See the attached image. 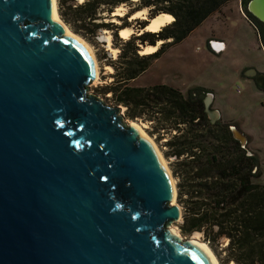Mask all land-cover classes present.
Returning <instances> with one entry per match:
<instances>
[{
  "label": "water",
  "instance_id": "water-1",
  "mask_svg": "<svg viewBox=\"0 0 264 264\" xmlns=\"http://www.w3.org/2000/svg\"><path fill=\"white\" fill-rule=\"evenodd\" d=\"M247 10L264 23V0ZM66 27L52 0H0V264H214L173 231L183 212L157 150L91 93L93 59ZM244 75L264 91V73Z\"/></svg>",
  "mask_w": 264,
  "mask_h": 264
},
{
  "label": "trees",
  "instance_id": "trees-1",
  "mask_svg": "<svg viewBox=\"0 0 264 264\" xmlns=\"http://www.w3.org/2000/svg\"><path fill=\"white\" fill-rule=\"evenodd\" d=\"M234 1L238 0H139L133 7L130 0H88L80 5L58 0V12L75 33L85 30L84 36L94 35L100 28L115 30V46L121 51L117 63L108 62L115 70L114 81L98 90L104 95L111 93L115 103L126 108L127 119L146 116L156 123V129L176 132L167 142V155L178 160L175 176L183 207L178 223L181 234H201L220 264H264V185L256 182L261 177L260 161L234 139L229 124H211L204 105L209 90L196 87L184 94L166 84L143 88L131 85L168 49L182 43L204 21ZM250 1L240 0V4L264 49V23L248 13ZM122 4L131 7L126 19L148 9L149 19L169 14L174 21L158 32L133 34L122 42L114 23L95 22L100 12L111 13ZM135 22L138 32L148 24L140 19ZM89 26L93 29L88 30ZM123 27L130 25L124 23L119 28ZM158 42L162 44L156 52L139 55L138 45L156 46Z\"/></svg>",
  "mask_w": 264,
  "mask_h": 264
},
{
  "label": "rangeland",
  "instance_id": "rangeland-1",
  "mask_svg": "<svg viewBox=\"0 0 264 264\" xmlns=\"http://www.w3.org/2000/svg\"><path fill=\"white\" fill-rule=\"evenodd\" d=\"M55 1L58 10V0ZM130 1L133 7H135L137 2ZM83 3L79 0H68L67 5H80ZM122 5L127 7L125 14L127 15L131 7L128 4ZM224 8L223 14L213 15L215 17L211 16L182 43L168 49V53L163 57L161 63L157 65L160 70H157L155 66L148 73L140 76V79L134 84L149 85L154 83L157 78H160L166 81L168 85L181 89L184 94L189 89L196 87L207 89L213 93L214 101L212 107L223 111V118L233 119L236 127L248 137L247 147L250 152L258 156L260 161L261 177L256 182L264 185V91L256 86L253 79L244 75V72L250 68L256 69L259 73H264V49L260 44L255 27L243 15V13L245 15L246 13L241 7L240 0L229 3ZM146 10L145 20L149 19L150 14L149 10ZM125 15H110L109 12H100V19L95 22L98 24L108 23L116 19H111V16L121 17L120 19H116L119 23L114 21V25L119 28L124 23H128L137 35L141 34L142 30L139 32L136 30L137 23L135 22L140 18L132 20L130 16L126 19ZM59 18L64 22L60 15ZM140 20L143 21L144 19ZM66 25L68 26V24ZM84 28L87 29V27ZM92 29V26L88 27V30ZM114 31L108 28H100L96 30L94 35L88 34V36L86 35L87 37L83 35L86 32L85 30L82 31L83 33L76 34L92 46L99 63V80L97 82L94 81L90 85L91 93L103 100L108 106L119 107L120 105L115 103L111 93L104 95L98 90L100 87L111 84L114 81L112 77V74L115 72L114 68H112L111 72L106 68L109 66V60L117 61L121 51L120 48L115 46L116 38H114ZM109 35L111 36L112 47L119 50L116 56L108 48L107 37ZM213 36L223 40L222 42L226 44L224 50L219 54L212 52L209 48L208 39ZM118 39L122 40V42L127 41L119 36V32ZM117 43L119 44V41ZM177 75L179 78H177ZM238 89H240V92H238ZM120 107L123 109L125 120L144 127L146 133L154 140L162 152L168 163L171 175L175 180V203L182 208L183 212V207L178 200V178L175 176V165L178 160L175 157L167 155L169 151L167 142L176 133L174 131L165 132L164 130L156 129V123L147 120L146 116L135 120L127 119L126 108L124 106ZM223 118H220L221 121H224ZM178 223H175L174 227L181 234ZM193 236L202 240V235L198 233L183 237L184 239H189ZM207 246L210 247L209 244Z\"/></svg>",
  "mask_w": 264,
  "mask_h": 264
},
{
  "label": "bare ground",
  "instance_id": "bare-ground-1",
  "mask_svg": "<svg viewBox=\"0 0 264 264\" xmlns=\"http://www.w3.org/2000/svg\"><path fill=\"white\" fill-rule=\"evenodd\" d=\"M81 3H83L84 1L86 0H79ZM134 2H138L139 0H133ZM52 3H53V13L55 14V16L57 17V19L59 21H61V19L59 18V14H58V10H57V6H56V1L55 0H52ZM126 11H127V7H125L124 5H120L118 6L114 12L112 13L113 15H119V16H124L126 14ZM146 14H147V10L146 9H143L141 11H137L136 13H134L130 19H133V18H140V19H144L146 18ZM173 17L169 14H160L158 15L157 17L153 18L150 20V23L149 25L145 28V31H151V32H158L161 30V28L169 23H171L173 21ZM113 21L119 23L118 20L116 19H113ZM63 22V21H62ZM67 29V33L74 36L75 38H77L83 45L84 47L87 49V51L89 52V54L91 55L92 59H93V62H94V68H95V82H97L99 80V74H100V69H99V63H98V60L96 58V54L94 52V49L92 48V46L87 42L85 41L83 38H81L79 35L75 34L68 26L66 27ZM110 33V32H108ZM133 34H135V31L132 27H127V28H124V29H121L119 31V36L124 39V40H129ZM139 34V33H138ZM111 35V34H110ZM108 36L107 37V40H108V48L110 51H112V53L114 54V56L117 55V53L119 52L118 49L116 48H113L112 45H111V36ZM162 42H158L156 44V46H144L143 50L140 52V54H149V53H152L154 52L155 50H157V47L159 45H161ZM107 70H109L110 72L113 70L112 67L110 66H107L106 67ZM134 126H136L140 132L142 133V135L144 137H147L149 138V140L152 142V144L154 145L155 149L157 150L158 154H159V157L170 177V181L172 183V186L174 188V197H173V200H172V203L175 204V199H176V185H175V180H174V177H172L171 175V172H170V169L168 167V163L166 161V159L164 158L162 152L160 151V149L158 148V146L156 145V143L154 142V140L146 133V131L144 130V127H142L141 125L137 124V123H134V122H131ZM173 231L180 235V233L178 232V229L176 227H172ZM197 234V233H196ZM195 234V235H196ZM193 241L195 243H197L198 245H200L201 247H203L207 252L208 254L212 257V260H213V263L214 264H220L216 255L214 254V252L210 249V247H208L207 243L203 242L202 240H200L199 238H195L194 236L192 237ZM207 244V245H206Z\"/></svg>",
  "mask_w": 264,
  "mask_h": 264
},
{
  "label": "crops",
  "instance_id": "crops-1",
  "mask_svg": "<svg viewBox=\"0 0 264 264\" xmlns=\"http://www.w3.org/2000/svg\"><path fill=\"white\" fill-rule=\"evenodd\" d=\"M225 7V6H224ZM222 8L219 12H217V13H215L214 15H216V14H223L224 13V9L225 8ZM241 12H242V10H241ZM243 13V12H242ZM243 15L246 17V15L243 13ZM213 16V15H212ZM173 17V16H172ZM213 17H215V16H213ZM134 20L135 19H137V18H133ZM132 19V20H133ZM246 19L248 20V18L246 17ZM249 21V20H248ZM250 22V21H249ZM251 23V22H250ZM252 24V23H251ZM138 31V30H137ZM144 32H146L145 30H142L141 31V33H144ZM136 34V33H135ZM209 40V43H210V41H223V40H221V39H218V38H216L215 36H213V37H211L210 39H208ZM179 45V44H178ZM224 45L226 46V44L224 43ZM176 46V45H175ZM174 46V47H175ZM160 47V45L157 47V49ZM173 48V47H172ZM199 49V48H198ZM223 51V50H222ZM154 52H156V50L154 51ZM154 52H152V53H154ZM151 53V54H152ZM168 52L166 51L160 58H158L154 63H153V65H152V67L150 68V69H148L145 73H144V75L146 74V73H148L151 69H153L155 66L157 67V65H159V63H161V61L163 60V57L167 54ZM217 54H219V53H217ZM143 55V54H142ZM157 70H160V68L159 67H157ZM143 75V74H142ZM141 75V76H142ZM177 78H179V76L177 75ZM140 79V77H138L136 80H134L133 82H131V85L132 86H135V87H141V88H143V87H149V86H153V85H156V84H166V85H168V83H166V81H164L163 79H160V78H157L156 80H155V82L154 83H152V84H149V85H135L134 83H136L138 80ZM252 79V78H251ZM254 80V79H253ZM169 86H171V85H169ZM176 88V87H175ZM177 89H179V88H177ZM179 90H181V89H179ZM182 92V91H181ZM220 113H221V118H223L222 116V114H223V111H220ZM224 119V121H222V122H224V123H233V124H236L235 123V121L233 120V119H225V118H223Z\"/></svg>",
  "mask_w": 264,
  "mask_h": 264
},
{
  "label": "flooded vegetation",
  "instance_id": "flooded-vegetation-1",
  "mask_svg": "<svg viewBox=\"0 0 264 264\" xmlns=\"http://www.w3.org/2000/svg\"><path fill=\"white\" fill-rule=\"evenodd\" d=\"M212 42V41H211ZM210 42V43H211ZM210 43H209V45H210ZM212 109H214L213 107H212ZM209 118V117H208ZM219 121H221V119H219L217 122H219ZM222 122V121H221ZM222 123H224V122H222ZM224 124H229L230 125V130H231V127L232 126H236L235 124H233V123H224Z\"/></svg>",
  "mask_w": 264,
  "mask_h": 264
},
{
  "label": "built area",
  "instance_id": "built-area-1",
  "mask_svg": "<svg viewBox=\"0 0 264 264\" xmlns=\"http://www.w3.org/2000/svg\"><path fill=\"white\" fill-rule=\"evenodd\" d=\"M238 92H240V89H238ZM174 133H176V132H174Z\"/></svg>",
  "mask_w": 264,
  "mask_h": 264
}]
</instances>
